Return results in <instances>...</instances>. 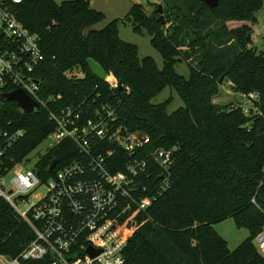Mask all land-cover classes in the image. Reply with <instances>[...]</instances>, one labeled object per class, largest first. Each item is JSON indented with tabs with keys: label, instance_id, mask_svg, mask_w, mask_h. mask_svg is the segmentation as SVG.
<instances>
[{
	"label": "trees",
	"instance_id": "1",
	"mask_svg": "<svg viewBox=\"0 0 264 264\" xmlns=\"http://www.w3.org/2000/svg\"><path fill=\"white\" fill-rule=\"evenodd\" d=\"M91 1L23 0L14 5V12L26 28L40 36L44 54L38 69L40 97H61L49 104L52 111L84 101L92 103L99 94L98 103L116 109V125L150 137L146 152L173 151L174 162L165 175L168 188L158 195L156 177L144 180L150 185V195L157 198L145 211L134 207L121 221L131 229L125 264H264V254L254 245L264 231V56L245 49L252 32L248 25L231 33L237 36L240 50L230 63L223 62L205 32L207 17L223 22L222 29L231 21L255 24L264 0H221L214 9L198 0L195 13L194 0H164L165 25L158 22L157 11L148 14L141 4H134L123 20L86 32L105 19L102 12L91 7ZM120 22L151 37V45L163 58L162 69L153 58H140L136 45L120 39ZM168 24L173 26L171 34L165 31ZM191 35L196 38L189 41ZM230 39L228 46L233 45ZM191 47L194 53L205 52L206 61L200 68L189 64L190 75L185 78L177 73L176 66L190 60L184 49ZM90 60L122 88L110 90L107 82L93 74ZM217 67L226 70L240 93L259 95V100L253 101L258 113L246 114L241 107L219 113L195 102L211 85L209 73ZM74 71L82 76H74ZM168 87L184 103L171 114L167 111L170 102L153 103ZM6 105L0 124L6 126L12 121L15 129L25 131L11 150V155L21 161L42 145L55 124L43 106L27 115L16 102ZM80 157L77 147L65 141L39 161V174L52 176ZM117 157L113 172L125 169L126 153L120 151ZM54 160L56 171L49 173ZM229 218L237 228L249 232L235 250L229 249L215 229ZM33 238L29 225L0 199V255L16 258Z\"/></svg>",
	"mask_w": 264,
	"mask_h": 264
},
{
	"label": "built area",
	"instance_id": "2",
	"mask_svg": "<svg viewBox=\"0 0 264 264\" xmlns=\"http://www.w3.org/2000/svg\"><path fill=\"white\" fill-rule=\"evenodd\" d=\"M22 1L0 0V95L22 90L49 111L55 128L46 140L54 144L45 155L70 141L81 157L58 171L57 164L50 171V164L48 172H56L42 177L39 161L45 155L32 168H26L33 152L21 161L11 155L25 131L15 129L12 121L6 126L0 124V199L34 234L16 258L0 255V264H125L131 229L121 221L134 207L145 211L157 198L150 195V185L144 180L156 177L158 195L168 188L165 175L173 165V151L146 152L150 137L116 125V109L98 103L99 94L92 103L84 101L52 111L49 104L61 97H40L38 69L44 54L40 36L26 28L14 12V5ZM107 83L112 91L122 88L111 78ZM248 97L252 102L259 100L257 93ZM6 103L0 98V113L7 112ZM120 151L126 153L125 169L113 172ZM8 177L9 186L5 184ZM257 238L259 251L264 254V231Z\"/></svg>",
	"mask_w": 264,
	"mask_h": 264
},
{
	"label": "rangeland",
	"instance_id": "3",
	"mask_svg": "<svg viewBox=\"0 0 264 264\" xmlns=\"http://www.w3.org/2000/svg\"><path fill=\"white\" fill-rule=\"evenodd\" d=\"M63 1L70 0H55L57 3H61ZM181 3H184L186 0H180ZM134 4H141L148 14H152L156 12L157 9L162 6L163 14L165 17V2L164 0H92L91 7L94 10L100 11L105 15V19L94 25L89 30H102L107 25H109L114 20H123L127 14L129 13L131 7ZM198 0H194V13L199 7ZM160 16V15H158ZM257 21L255 24L251 22H226L225 28L222 29V24L220 20H217L213 17H207L205 22V32L209 34V43L213 49H215L223 62L230 63L233 60L234 53L239 51L237 42V36H232V32H238L243 25H248L252 27L251 39L248 43H245V49L250 51V53L259 56H264V7L256 13ZM166 19V17H165ZM171 24L165 26V31L168 34L172 33ZM119 37L124 42L136 45L139 49L140 58L151 57L153 58L158 67L160 69L164 66V61L159 52L153 48L151 45V37L144 34H138L134 32L132 26L129 23H119ZM233 41L232 46H228V43ZM195 35H191L190 40L195 39ZM229 41V42H228ZM230 43V44H231ZM191 47V49H184L188 56H190V60L186 62H181L176 66V71L179 75L188 78L190 75L189 64H192L198 68L201 67V63H204L205 57H203V53L199 50L197 53H194L195 50ZM238 73H243L244 71L236 69ZM211 85L201 94V96L195 101L199 103L201 106L208 105L213 107L217 112L222 113L226 112L231 108L241 107L244 111H250L252 114L258 113V109L255 107L254 103L249 100L248 95H244L240 93L230 78L229 74H227L226 70L220 67H217L214 71L210 72ZM74 76L81 77V73L78 71H74ZM71 75V76H73ZM170 102L168 105V113L171 114L174 111L178 110L181 107H184V103L179 95L176 93L174 89L166 88L159 96H157L154 100V104H162L164 102ZM214 110V111H215ZM213 111V112H214ZM215 111V112H216ZM54 143L51 140H45L42 145H40L33 153L29 156V164L26 168H32L34 164L38 161L41 156H44L50 145ZM11 177L5 179V184L9 186ZM170 183V182H168ZM44 191V189H42ZM22 209H25L23 205H21ZM217 232L228 242V247L230 250H235L244 240L249 237V232L246 229L237 228L234 220L229 218L224 222L215 226ZM255 247L259 250L258 246V238L254 240ZM261 253V252H260Z\"/></svg>",
	"mask_w": 264,
	"mask_h": 264
},
{
	"label": "water",
	"instance_id": "4",
	"mask_svg": "<svg viewBox=\"0 0 264 264\" xmlns=\"http://www.w3.org/2000/svg\"><path fill=\"white\" fill-rule=\"evenodd\" d=\"M204 3L210 8L214 9L217 8L221 2V0H203ZM158 14L160 15L158 18V22L162 25L166 24V19L163 14V7L160 6L157 9ZM90 68L93 74L100 80L104 82H110V77L106 74L104 69L95 61H89ZM0 98L7 101V102H16L19 107L23 110V112L27 115L33 113L35 109L40 107L39 103L33 100L26 92L22 90H18L8 94L0 95ZM56 166V160L52 161L49 170L53 171ZM162 179V178H160Z\"/></svg>",
	"mask_w": 264,
	"mask_h": 264
},
{
	"label": "crops",
	"instance_id": "5",
	"mask_svg": "<svg viewBox=\"0 0 264 264\" xmlns=\"http://www.w3.org/2000/svg\"><path fill=\"white\" fill-rule=\"evenodd\" d=\"M264 7V6H263Z\"/></svg>",
	"mask_w": 264,
	"mask_h": 264
}]
</instances>
